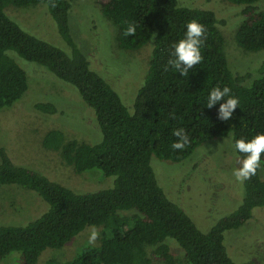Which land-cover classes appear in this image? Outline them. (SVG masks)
Wrapping results in <instances>:
<instances>
[{
  "label": "trees",
  "instance_id": "obj_1",
  "mask_svg": "<svg viewBox=\"0 0 264 264\" xmlns=\"http://www.w3.org/2000/svg\"><path fill=\"white\" fill-rule=\"evenodd\" d=\"M103 14L117 27L119 47L138 51L154 38L145 80L132 109L120 93L92 67L75 40L71 0H0V112L11 108L29 89V77L10 52L38 63L71 84L93 109L102 138L97 143L66 141L52 129L43 139L60 150L78 174L97 169L115 177L111 187L78 192L46 174L19 165L0 147V185H19L37 193L46 208L23 224L0 225V262L15 255V264H39L48 249H61L88 227L101 229L94 245H83L71 258L46 259L42 264H254L237 262L225 244V232L244 225L253 209L264 206V154L261 167L244 181L240 206L209 231L169 198L159 184L152 157L181 162L204 142L219 136L251 139L264 132V75L250 85L235 74L225 51L224 23L212 9L183 6L179 0H98ZM244 5L236 41L247 51L264 50V9L260 0H226ZM46 4L69 50L32 34L11 18L9 5ZM55 4V7H53ZM203 25L202 61L187 75L169 67L172 45L183 39L188 22ZM135 25L133 36H125ZM264 67V62H263ZM229 87L239 104L232 117L218 118L220 104L206 107L212 89ZM227 99V97H225ZM44 114L58 113L52 102H36ZM183 128L190 143L174 150L173 130ZM237 154L242 158L241 153ZM173 245L182 252L174 253ZM151 248V251H149Z\"/></svg>",
  "mask_w": 264,
  "mask_h": 264
},
{
  "label": "rangeland",
  "instance_id": "obj_2",
  "mask_svg": "<svg viewBox=\"0 0 264 264\" xmlns=\"http://www.w3.org/2000/svg\"><path fill=\"white\" fill-rule=\"evenodd\" d=\"M71 1L70 24L75 40L90 58L92 67L132 109L148 72L155 39L138 51L124 50L118 44L116 25L103 14L98 0ZM179 3L212 9L223 20L220 28L225 37L229 65L235 74L247 78L246 85L264 75V50L247 51L236 41L244 5L226 0H179ZM257 5L264 9V0ZM6 12L32 34L69 50L46 4L9 5ZM10 53L27 71L29 89L11 108L0 112V147L4 146L17 164L40 171L78 192L111 187L115 177H107L97 169L78 174L63 159L60 150L43 145L45 134L52 129L63 131L66 141L99 142L102 133L93 109L71 84L58 79L38 63ZM41 101L54 103L58 113L50 115L37 111L35 103ZM233 143L232 135L215 137L181 162L152 157L151 164L159 184L205 232L235 211L244 198V182H238L233 175V170L239 167L238 158H241L232 148ZM45 208L46 203L34 191L19 185H0V225L26 223ZM93 229L100 236L101 229L88 227L61 249L46 250L39 264L51 257L71 258L88 243ZM225 244L235 261L264 264V206L254 208L252 218L241 227L227 230ZM173 247L174 253L182 258L179 248ZM153 262L159 264L155 258ZM0 264H15V255Z\"/></svg>",
  "mask_w": 264,
  "mask_h": 264
},
{
  "label": "clouds",
  "instance_id": "obj_3",
  "mask_svg": "<svg viewBox=\"0 0 264 264\" xmlns=\"http://www.w3.org/2000/svg\"><path fill=\"white\" fill-rule=\"evenodd\" d=\"M53 7H55V4H53ZM135 32V25H129L124 35L133 36ZM204 32L203 25L197 21L188 22L184 38L174 42L172 45L171 58L167 61L164 70L167 71L171 67L179 70L181 75H187L189 69H193L200 63L203 59L200 46L203 42ZM230 93L231 89L229 87L221 89L217 86L211 90L207 99L206 107L211 108L217 103L220 104L218 118L223 121H227L232 117L234 110L239 104L238 98L230 95ZM172 134L176 137V140L171 145L174 150H184L190 143L189 137L183 128L174 129ZM232 148L243 154L242 158H238L239 167L233 170L236 180L243 183L251 179L261 167V157L264 154V132L256 134L249 140L244 138L235 139ZM98 238V231L93 229L89 235L88 244L94 245Z\"/></svg>",
  "mask_w": 264,
  "mask_h": 264
}]
</instances>
